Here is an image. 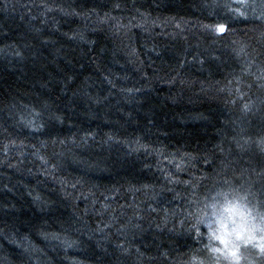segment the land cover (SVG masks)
I'll use <instances>...</instances> for the list:
<instances>
[{
    "label": "trees",
    "instance_id": "obj_1",
    "mask_svg": "<svg viewBox=\"0 0 264 264\" xmlns=\"http://www.w3.org/2000/svg\"><path fill=\"white\" fill-rule=\"evenodd\" d=\"M0 264H264V0H0Z\"/></svg>",
    "mask_w": 264,
    "mask_h": 264
}]
</instances>
